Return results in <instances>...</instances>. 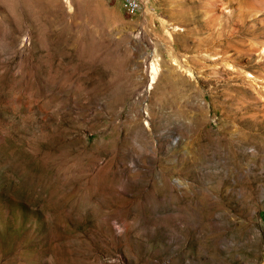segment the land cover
<instances>
[{
  "label": "rangeland",
  "instance_id": "1",
  "mask_svg": "<svg viewBox=\"0 0 264 264\" xmlns=\"http://www.w3.org/2000/svg\"><path fill=\"white\" fill-rule=\"evenodd\" d=\"M0 264H264V0H0Z\"/></svg>",
  "mask_w": 264,
  "mask_h": 264
},
{
  "label": "built area",
  "instance_id": "2",
  "mask_svg": "<svg viewBox=\"0 0 264 264\" xmlns=\"http://www.w3.org/2000/svg\"><path fill=\"white\" fill-rule=\"evenodd\" d=\"M123 4L126 10L131 14L138 13L140 10V0H123Z\"/></svg>",
  "mask_w": 264,
  "mask_h": 264
},
{
  "label": "bare ground",
  "instance_id": "3",
  "mask_svg": "<svg viewBox=\"0 0 264 264\" xmlns=\"http://www.w3.org/2000/svg\"><path fill=\"white\" fill-rule=\"evenodd\" d=\"M157 70H158L157 66H153V71H152L153 76H152V80L155 79V75H157Z\"/></svg>",
  "mask_w": 264,
  "mask_h": 264
}]
</instances>
